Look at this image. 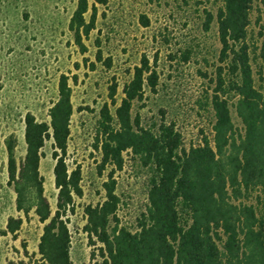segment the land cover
Here are the masks:
<instances>
[{
    "label": "trees",
    "instance_id": "1",
    "mask_svg": "<svg viewBox=\"0 0 264 264\" xmlns=\"http://www.w3.org/2000/svg\"><path fill=\"white\" fill-rule=\"evenodd\" d=\"M108 1L78 0L68 28L83 51L84 39L96 27L97 6ZM220 1L215 15L206 10L205 22L209 29L216 18L224 64L211 100V136L186 146L174 122L145 126L133 118L134 102L144 97L146 86L157 91L159 83L146 58L134 67L114 113L107 102L101 108V166L113 168L103 184L104 200L84 209V230L98 250L93 264H264V44L257 54L249 42L255 0ZM97 56L101 59V49ZM110 89L116 105L117 83ZM232 108L242 127L236 126ZM74 112L69 76L62 74L49 118L25 116L26 152L20 161L16 138L6 140L17 210L25 217L34 212L44 223L36 264H72L69 212L83 195L81 167L71 170L66 160ZM48 140L56 160L54 212L40 172ZM126 153L150 173L148 202L135 229L120 225L118 218L114 172L123 169ZM22 223L23 217H10L4 233H15Z\"/></svg>",
    "mask_w": 264,
    "mask_h": 264
},
{
    "label": "rangeland",
    "instance_id": "2",
    "mask_svg": "<svg viewBox=\"0 0 264 264\" xmlns=\"http://www.w3.org/2000/svg\"><path fill=\"white\" fill-rule=\"evenodd\" d=\"M78 0H0V264H36L42 223L34 212L17 210L14 186L8 183L6 140H17L16 156L25 155V116L32 112L48 119L57 98L59 79L69 76L75 112L66 160L80 166L83 195L69 212L72 264H93L98 253L84 230L88 204L105 198L104 182L112 166H101L97 140L100 111L107 102L114 113L135 66L148 60L159 76L157 91L149 86L133 105V118L145 126L174 122L186 146L211 136L214 111L211 100L217 87L221 42L216 18L205 28L207 12L216 14L220 0H109L97 6L96 27L76 44L68 23ZM93 0H90L92 3ZM88 14V17L90 16ZM145 16V17H143ZM249 42L260 54L264 44V0H255ZM101 49L102 57L98 58ZM110 61H106L107 59ZM106 62H109L107 64ZM148 74V73H146ZM117 83L112 104L110 86ZM233 120L242 127L232 108ZM40 172L53 212L55 186L52 141L43 148ZM149 171L131 153L122 170L114 172L121 202L120 225L135 229L148 202ZM10 217H23L15 233H4Z\"/></svg>",
    "mask_w": 264,
    "mask_h": 264
}]
</instances>
